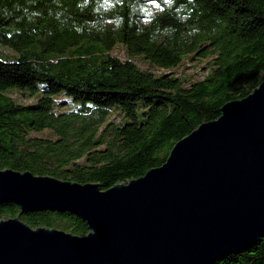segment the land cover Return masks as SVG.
I'll return each mask as SVG.
<instances>
[{
    "label": "trees",
    "instance_id": "1",
    "mask_svg": "<svg viewBox=\"0 0 264 264\" xmlns=\"http://www.w3.org/2000/svg\"><path fill=\"white\" fill-rule=\"evenodd\" d=\"M0 44L16 53L0 51V169L107 189L161 165L263 80L264 0H0ZM118 44L125 58L111 53ZM186 61L198 72L159 71ZM15 88L35 97L18 102ZM15 216L88 231L69 211L0 203V218ZM215 264H264V237Z\"/></svg>",
    "mask_w": 264,
    "mask_h": 264
},
{
    "label": "water",
    "instance_id": "2",
    "mask_svg": "<svg viewBox=\"0 0 264 264\" xmlns=\"http://www.w3.org/2000/svg\"><path fill=\"white\" fill-rule=\"evenodd\" d=\"M0 203L69 211L77 235L0 218V264H215L264 237V78L178 139L165 161L107 189L0 169Z\"/></svg>",
    "mask_w": 264,
    "mask_h": 264
},
{
    "label": "rangeland",
    "instance_id": "3",
    "mask_svg": "<svg viewBox=\"0 0 264 264\" xmlns=\"http://www.w3.org/2000/svg\"><path fill=\"white\" fill-rule=\"evenodd\" d=\"M0 51L5 52L8 55H13L16 54L14 51H12L11 49H9L7 46H3L0 44ZM111 53H115L120 55L121 57L125 58L126 57V53L124 51V48L122 47V45L118 44L116 45L113 50L111 51ZM191 60V59H190ZM196 60V59H194ZM135 61L139 64L140 67L145 68L146 67V62L145 60L141 59L140 57H136ZM196 64H199L200 68H203L204 63L202 62V60H196L195 61ZM191 68L188 67V69L185 72H190ZM206 74V71L203 72V74H197L194 79H199L202 78L203 75ZM186 84H188V82H185ZM12 96H14V98L21 103H27V102H31L33 100V98L35 97V94L30 93L27 90H20V89H12L11 92ZM58 98H62L61 95L58 96ZM67 108V107H66ZM114 116L116 117V119L118 118V116H116L115 113H113ZM38 134H44L43 132H39Z\"/></svg>",
    "mask_w": 264,
    "mask_h": 264
},
{
    "label": "built area",
    "instance_id": "4",
    "mask_svg": "<svg viewBox=\"0 0 264 264\" xmlns=\"http://www.w3.org/2000/svg\"><path fill=\"white\" fill-rule=\"evenodd\" d=\"M186 67H190L191 71L190 72H198V69L195 70V67H193V63L192 62H188L186 61L184 64L180 65L178 68H170V67H161L159 68L160 72H164L168 75H179L182 73V70L186 71L188 68Z\"/></svg>",
    "mask_w": 264,
    "mask_h": 264
}]
</instances>
